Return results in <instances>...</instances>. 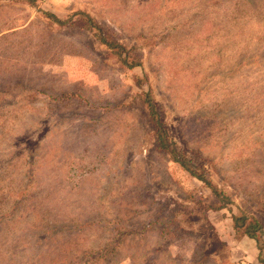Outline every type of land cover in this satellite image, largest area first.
<instances>
[{
  "label": "rangeland",
  "instance_id": "374dc122",
  "mask_svg": "<svg viewBox=\"0 0 264 264\" xmlns=\"http://www.w3.org/2000/svg\"><path fill=\"white\" fill-rule=\"evenodd\" d=\"M77 10L141 65L121 67L79 22L42 14ZM147 88L183 166L156 147ZM189 168L229 197L224 208ZM238 209L263 223L258 239L236 235ZM259 254L264 0H0V264H260Z\"/></svg>",
  "mask_w": 264,
  "mask_h": 264
},
{
  "label": "trees",
  "instance_id": "16d2710c",
  "mask_svg": "<svg viewBox=\"0 0 264 264\" xmlns=\"http://www.w3.org/2000/svg\"><path fill=\"white\" fill-rule=\"evenodd\" d=\"M29 6H37L39 0H24ZM42 14L49 23L56 24L58 26H69V23L79 22L80 29H86L93 32L95 38L99 41L100 44L104 45L108 54L118 61L119 65L126 69H132L135 66L141 65V57L134 47H127L117 41H115L104 29V27L98 23L95 18H93L89 13L83 10H77L72 12L65 18L54 15L53 13L42 11ZM144 80L139 77L136 78V82L139 87L142 88L144 85ZM141 98L147 109V116L151 120L154 126V135L156 141V147L169 154L170 159L181 166L184 165V159L181 154L172 147L171 141L168 138L163 122L160 120V107L153 98V95L150 92V89H143L141 93ZM188 168V167H187ZM190 169V168H189ZM191 173L200 180L211 192V194L217 198L219 208H224L225 205L230 201L229 197L219 190L211 181L207 178V175L203 171L198 172L193 169H190ZM232 227L238 237L246 236L253 240L258 239V230L263 227V223L255 218L254 216L248 215L243 212L241 209L231 215ZM260 264H264V256L259 254Z\"/></svg>",
  "mask_w": 264,
  "mask_h": 264
}]
</instances>
